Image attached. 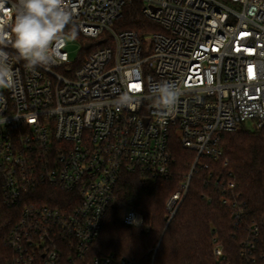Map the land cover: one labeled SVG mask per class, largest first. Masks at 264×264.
<instances>
[{"label": "built area", "instance_id": "1", "mask_svg": "<svg viewBox=\"0 0 264 264\" xmlns=\"http://www.w3.org/2000/svg\"><path fill=\"white\" fill-rule=\"evenodd\" d=\"M128 1L65 0L83 49L95 46L79 67L66 32L50 66L33 72L11 62L15 86L0 89V189L4 204L22 205L4 237L12 264H115L112 256L86 257L116 206L122 173L168 178L175 140L194 154L165 203L168 225L196 168H207L201 161L223 155L222 135L264 129V0H141L144 18L160 29L141 36L113 30ZM15 3L6 0L0 16H11ZM162 83L178 92L172 109L158 106ZM41 187L68 198L63 206L42 203ZM121 212L125 226L143 227L140 213ZM250 234L241 255L255 264L258 228ZM213 255L223 258L218 245Z\"/></svg>", "mask_w": 264, "mask_h": 264}, {"label": "trees", "instance_id": "2", "mask_svg": "<svg viewBox=\"0 0 264 264\" xmlns=\"http://www.w3.org/2000/svg\"><path fill=\"white\" fill-rule=\"evenodd\" d=\"M142 7L141 0L126 2L113 30L139 36L159 32L157 25L144 18ZM76 38L83 42L78 33ZM94 49L95 46L89 50L81 47L75 67ZM222 143L223 155L217 161L204 159L201 162L207 168H196L187 195L168 225L165 203L188 173L194 154L182 149L175 140L170 145L168 178L153 182L139 172L122 173L114 191L116 206L106 212L87 261L112 256L115 264L122 258L133 259L136 264H251L248 254H241L243 244L250 240V231L257 227L255 264H264V129L251 131L242 127L223 134ZM2 195L0 189V264H12L15 257L4 237L19 220L22 205L9 207L3 203ZM37 196L42 203L55 206H63L68 198L52 187H41ZM127 207L142 215V228L125 226L120 220L119 213ZM215 245L221 248L223 258L214 257ZM68 254L62 251L60 255Z\"/></svg>", "mask_w": 264, "mask_h": 264}, {"label": "clouds", "instance_id": "3", "mask_svg": "<svg viewBox=\"0 0 264 264\" xmlns=\"http://www.w3.org/2000/svg\"><path fill=\"white\" fill-rule=\"evenodd\" d=\"M5 4L6 0H0V13L5 11ZM71 23L65 0H16L12 15L0 16V89L15 86L11 67L14 59L22 60L33 72L55 63L59 59L57 45ZM68 35L76 38L74 27ZM177 96L174 87L162 83L158 87V106L174 108ZM122 103L130 104V98L125 97Z\"/></svg>", "mask_w": 264, "mask_h": 264}, {"label": "rangeland", "instance_id": "4", "mask_svg": "<svg viewBox=\"0 0 264 264\" xmlns=\"http://www.w3.org/2000/svg\"><path fill=\"white\" fill-rule=\"evenodd\" d=\"M65 41L67 44L66 51L68 53L69 59L71 62L76 61L81 52L82 43L77 39H72L70 36H65ZM250 124H246V127H250ZM124 212L119 213V217L122 218Z\"/></svg>", "mask_w": 264, "mask_h": 264}, {"label": "water", "instance_id": "5", "mask_svg": "<svg viewBox=\"0 0 264 264\" xmlns=\"http://www.w3.org/2000/svg\"><path fill=\"white\" fill-rule=\"evenodd\" d=\"M90 48V44H86L85 46H84V49H89Z\"/></svg>", "mask_w": 264, "mask_h": 264}]
</instances>
